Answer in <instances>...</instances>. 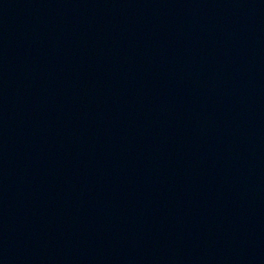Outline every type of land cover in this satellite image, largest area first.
<instances>
[{
    "label": "water",
    "instance_id": "95a60500",
    "mask_svg": "<svg viewBox=\"0 0 264 264\" xmlns=\"http://www.w3.org/2000/svg\"><path fill=\"white\" fill-rule=\"evenodd\" d=\"M0 264H264V0H0Z\"/></svg>",
    "mask_w": 264,
    "mask_h": 264
}]
</instances>
